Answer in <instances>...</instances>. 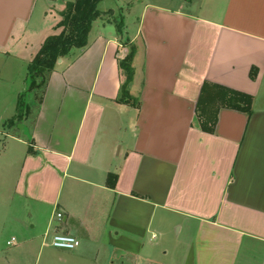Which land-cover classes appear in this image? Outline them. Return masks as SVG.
Returning a JSON list of instances; mask_svg holds the SVG:
<instances>
[{
    "label": "crops",
    "instance_id": "0c3cea01",
    "mask_svg": "<svg viewBox=\"0 0 264 264\" xmlns=\"http://www.w3.org/2000/svg\"><path fill=\"white\" fill-rule=\"evenodd\" d=\"M68 1L0 0L1 73L24 75ZM162 1L119 0L104 11L132 17L123 39L96 20L86 48L58 63L29 128L34 154L9 135L23 146L15 193L44 237H75L96 262L134 256L152 233L173 234L185 264H264V0ZM127 40L136 106L117 101ZM205 83L250 95L252 113L222 108L203 131Z\"/></svg>",
    "mask_w": 264,
    "mask_h": 264
},
{
    "label": "rangeland",
    "instance_id": "374dc122",
    "mask_svg": "<svg viewBox=\"0 0 264 264\" xmlns=\"http://www.w3.org/2000/svg\"><path fill=\"white\" fill-rule=\"evenodd\" d=\"M118 1L106 0L100 3L99 10L104 11L113 8ZM134 1L136 5L141 1L163 3L162 0ZM177 3L178 1L172 3V7ZM59 9L58 6L54 8L53 14L46 20V24L51 27V23H53V27L50 28L45 39L49 35L58 33L54 29V24L60 19L59 13L61 11L58 13ZM124 11L121 8L114 11V14L124 15ZM131 20L132 17H128L124 23ZM129 42L127 40L124 43L128 48L127 55L135 47ZM76 53L78 51H75L73 55ZM30 62L27 65L23 64V72L21 71L24 74L23 76H20L18 66L16 73L0 72V264H107L106 262H96L97 253L93 249H90L86 255L77 254L82 250L81 245L73 251L52 247L53 229L44 237L42 235L43 230L40 227L43 223L35 219L34 212H32L34 204L20 198L15 193L20 166L16 157L19 149L23 146L20 142L11 139L10 136L29 140V128L35 118L42 96V89L33 92L28 91L27 77ZM22 97L24 105L20 107L18 102ZM17 115H20L22 119L11 126L7 125V122ZM57 223L55 220L54 224ZM33 225H36L35 229L32 228ZM156 236V238H151L152 233H149L141 239L134 240L131 246L137 253L131 257L121 254L114 264H185L183 258L185 250L184 248L179 249L180 244L175 241L173 234L169 236L168 241L165 243H162L160 236ZM12 240L14 244L8 245L7 243ZM166 251L168 253L165 255L164 252Z\"/></svg>",
    "mask_w": 264,
    "mask_h": 264
},
{
    "label": "trees",
    "instance_id": "16d2710c",
    "mask_svg": "<svg viewBox=\"0 0 264 264\" xmlns=\"http://www.w3.org/2000/svg\"><path fill=\"white\" fill-rule=\"evenodd\" d=\"M106 0H73L65 4V8L59 13L60 19L54 26L58 31L56 34L49 35L41 45L28 66V91L42 89V96L49 76L55 71L58 60L69 58L75 51L82 52L88 43V35L96 20H105L114 23L118 35L123 39L125 34V23L123 15L114 14V11H100L98 5ZM191 2L192 0H184ZM135 47L131 52L119 62V67L124 76V83L118 102L124 104L137 105L128 90L133 81L134 67L133 59ZM252 78L254 75L252 74ZM40 98L39 103L42 100ZM24 97V96H23ZM23 97L20 99L19 106H23ZM253 99L250 95L228 89L220 85L205 83L196 109L203 131L213 133L217 121L218 111L222 108L235 110L250 115L252 113ZM22 117L17 115L9 120L7 125L11 126ZM32 139L29 141V154H34L32 149ZM116 175H109L107 185L114 188Z\"/></svg>",
    "mask_w": 264,
    "mask_h": 264
},
{
    "label": "built area",
    "instance_id": "2783aa9c",
    "mask_svg": "<svg viewBox=\"0 0 264 264\" xmlns=\"http://www.w3.org/2000/svg\"><path fill=\"white\" fill-rule=\"evenodd\" d=\"M58 219L62 218V214H58ZM8 245H13V240L7 243ZM51 246L65 251L76 250L80 246V241L72 236L65 234H55L52 237Z\"/></svg>",
    "mask_w": 264,
    "mask_h": 264
},
{
    "label": "water",
    "instance_id": "95a60500",
    "mask_svg": "<svg viewBox=\"0 0 264 264\" xmlns=\"http://www.w3.org/2000/svg\"><path fill=\"white\" fill-rule=\"evenodd\" d=\"M61 61H62L61 59H60V60H58V63L60 64V63H61Z\"/></svg>",
    "mask_w": 264,
    "mask_h": 264
}]
</instances>
